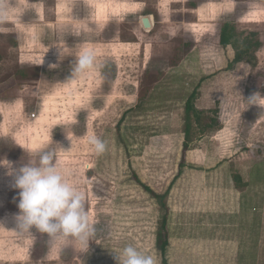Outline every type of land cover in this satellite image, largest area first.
Here are the masks:
<instances>
[{
	"label": "rangeland",
	"instance_id": "rangeland-1",
	"mask_svg": "<svg viewBox=\"0 0 264 264\" xmlns=\"http://www.w3.org/2000/svg\"><path fill=\"white\" fill-rule=\"evenodd\" d=\"M0 15V159L55 150L96 227L84 251L20 235L19 189L0 167V264H118L129 244L163 264L165 216L168 264H264V108L247 102L264 97V45L256 67L229 70L220 44L225 22L264 43V0H0ZM84 51L93 68L76 74ZM195 89L213 126L187 139Z\"/></svg>",
	"mask_w": 264,
	"mask_h": 264
},
{
	"label": "clouds",
	"instance_id": "clouds-1",
	"mask_svg": "<svg viewBox=\"0 0 264 264\" xmlns=\"http://www.w3.org/2000/svg\"><path fill=\"white\" fill-rule=\"evenodd\" d=\"M3 19L6 16L0 15V20ZM94 60V53L84 51L76 62L74 73L91 70ZM262 101L264 97L259 94L247 100L249 105L264 108ZM89 144L97 155L107 150L106 142L97 136H91ZM0 167L7 169V175L14 179V187L19 189L17 206L20 211L14 217L17 233L30 235L33 230L39 231L46 234L52 248L71 238L82 251L89 249L90 241L96 237V227L86 207V193L79 184L70 181L69 174L59 166L55 150L40 153L38 159L29 156L19 167L7 159H0ZM0 226H3L2 221ZM116 259L118 264H156L153 255L130 244L116 253Z\"/></svg>",
	"mask_w": 264,
	"mask_h": 264
},
{
	"label": "trees",
	"instance_id": "trees-1",
	"mask_svg": "<svg viewBox=\"0 0 264 264\" xmlns=\"http://www.w3.org/2000/svg\"><path fill=\"white\" fill-rule=\"evenodd\" d=\"M220 44L222 47H232L234 50V57L229 62L227 69L232 70L239 63H248L253 67L258 65V51L263 47L264 43L260 37L259 31L252 30L245 32H239L234 23L225 22L220 30ZM196 89L192 94L186 99V128L185 135L187 139H190L193 124H196L200 128H206L208 126H213V123L205 125L204 118L208 113L205 109H200L195 104ZM126 117V113L119 121L122 123L123 119ZM118 124V125H119ZM138 127L135 128L137 132ZM187 146V145H186ZM237 177V176H236ZM240 178V177H239ZM152 192V191H151ZM157 198L162 200L161 195H155ZM246 204H244V207ZM244 211V210H243ZM258 222V223H257ZM262 227V223L258 220L253 221V231L256 233L258 229ZM162 231L158 235V245L159 249L163 255V264H168L167 250L170 245L169 235H168V217L163 218ZM255 246H258V239L254 238ZM245 256L242 255V258Z\"/></svg>",
	"mask_w": 264,
	"mask_h": 264
},
{
	"label": "water",
	"instance_id": "water-1",
	"mask_svg": "<svg viewBox=\"0 0 264 264\" xmlns=\"http://www.w3.org/2000/svg\"><path fill=\"white\" fill-rule=\"evenodd\" d=\"M142 23L145 28L151 27V21L148 16L142 18Z\"/></svg>",
	"mask_w": 264,
	"mask_h": 264
},
{
	"label": "bare ground",
	"instance_id": "bare-ground-1",
	"mask_svg": "<svg viewBox=\"0 0 264 264\" xmlns=\"http://www.w3.org/2000/svg\"><path fill=\"white\" fill-rule=\"evenodd\" d=\"M150 19V18H149ZM150 21H151V19H150ZM151 27H152V23H151ZM151 27H149V28H151Z\"/></svg>",
	"mask_w": 264,
	"mask_h": 264
}]
</instances>
